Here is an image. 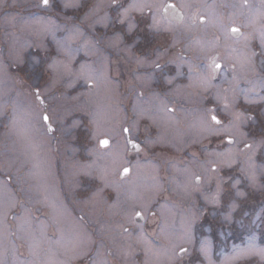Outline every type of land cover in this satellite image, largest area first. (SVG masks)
<instances>
[{"label": "rangeland", "instance_id": "374dc122", "mask_svg": "<svg viewBox=\"0 0 264 264\" xmlns=\"http://www.w3.org/2000/svg\"><path fill=\"white\" fill-rule=\"evenodd\" d=\"M176 1L185 17L180 24L163 13L168 0H127L125 7L153 5L151 11L131 12L138 23L132 44L109 39L122 27L108 0H79L80 10L46 8L41 0H0V12L6 10L0 13V264H79L80 259L85 264H171L172 246L184 243L180 237L194 213L195 243L184 244L190 250L185 264H264V191L252 189L244 178L252 153L240 151L242 143H228L235 131L233 112L264 110V77L248 70L252 53L262 47L264 0ZM154 20L157 31L148 29ZM231 25L242 29L239 37ZM142 48L150 59L136 54ZM34 56L41 64L33 63ZM157 58L163 68L155 71L151 61ZM259 60L257 55V66ZM218 62L222 68L215 74ZM141 66L154 74L141 85L151 89V98L132 105L136 91L131 92L127 111L123 81L130 92L129 84L140 81L134 70ZM165 77L174 78L172 85L164 83ZM159 81L167 88L163 95L155 92ZM37 88L48 108L36 99ZM207 88L218 90L222 103L194 108L202 103L199 91ZM169 101L189 103L188 109L174 105L172 110ZM46 113L54 132L42 119ZM213 114L220 125L211 120ZM74 122L79 127L69 135L65 129ZM126 123L145 150L169 148L178 156L200 148L205 161L188 155L184 165H172L163 161L169 158L162 152L139 156L126 144ZM260 130L259 121L239 126L244 134ZM103 139L108 146L100 145ZM253 159L264 163V151ZM125 166L132 170L121 177ZM160 169H166L164 177ZM228 177L241 180L248 195L238 201L230 223L211 225L201 212L207 206L211 218L217 208L206 205L204 197ZM168 180L192 201L202 193L203 206L180 211L167 198L158 201ZM139 211L145 221L137 220ZM203 240L206 255L198 251ZM95 243L97 253L91 249Z\"/></svg>", "mask_w": 264, "mask_h": 264}, {"label": "snow or ice", "instance_id": "6c2138e0", "mask_svg": "<svg viewBox=\"0 0 264 264\" xmlns=\"http://www.w3.org/2000/svg\"><path fill=\"white\" fill-rule=\"evenodd\" d=\"M43 6L46 8H52V7H60L62 5L63 9H73L77 10L81 7V3L79 0H76V2H73V0H41ZM127 0H108V6L112 8L116 12L115 16V22L121 25L122 31L116 32L113 34L112 37L109 39H115L119 41L120 43H124L126 40H131L132 44L136 43V40L133 39L134 34L136 30L138 29V23L136 22V19L131 15V12L133 10L143 12L144 8H148L149 11L152 10L153 5L148 3H142L139 5L131 4L128 7H125V3ZM246 2V0H245ZM168 7L175 8V5H169ZM93 10H90L89 13H85V18H87ZM167 11V8L165 9ZM98 22V21H97ZM108 24H105V27H107ZM159 28L158 22L154 20V22L151 25H148V29L152 31H157ZM233 32H239L240 30L238 28H233ZM73 39L72 36L68 37V40L70 41ZM59 43V42H58ZM261 51L259 54L256 52L252 53V58L250 59V63L248 65V70L252 72L260 73L262 77H264V35L261 37ZM131 47V45H129ZM62 50L67 49V41L64 42L61 45ZM259 55V66L255 63V58ZM33 63L36 65L41 64V59L34 56L33 57ZM152 66L156 70L162 69V65L157 60L151 61ZM216 69H219L221 67L220 64L214 65ZM49 68L52 67V65L48 66ZM233 70L236 69V65H232ZM71 69H68V75L71 76ZM174 81V78H167L165 77L164 83L168 86L172 85ZM69 87H72V84L69 83ZM36 99L43 103V98L40 94L39 89H36ZM248 109H245L244 112H233V121L235 131L233 132V135L228 137V143H242L243 147L240 149V151H247L249 153H252L248 157V166L246 169H243L244 172V178L247 179V182L249 186L252 189L259 188L261 191H264V163L257 164L255 163L253 157L256 155L257 151H264V110H262L257 115H246L245 113L248 112ZM43 121L47 123L49 121V116L47 114H44L42 117ZM211 120L214 121L217 125L221 124V121L218 119L216 115L211 116ZM249 121H259L261 124V130L259 133L249 132L247 134L241 133L239 131V126L243 125ZM48 130L52 131V126L49 123ZM79 125L77 123H73L68 128L65 129L67 134L71 135ZM128 128H123L124 133H129ZM251 137V138H250ZM100 145L102 146H108L109 140L103 139L99 141ZM126 144L131 145V148L134 150H140V144L136 142V140L132 138L126 139ZM235 161L232 160L230 163H234ZM211 170L213 172L218 170V166L216 164H213L211 166ZM124 173H128L129 169L124 168ZM202 177L197 175L195 176V180L197 182L201 181ZM226 185H230V187H227ZM248 193L241 190V180H233L232 177H228L227 180L221 179L215 187L214 192H212L210 195H206L204 197V200L206 202V205H212L217 208V212L215 214L211 215V218L209 219V223L211 225L219 224L221 227L224 225L230 223L233 220V213L240 207V204L238 201L240 198H246ZM223 207L226 209V211L221 212L219 209ZM205 218H208L207 215V209H205ZM136 216H141V212H136ZM155 215V213H153ZM197 219V215L194 213L192 215L191 221L188 222L187 227L184 229V234L180 239L184 243H177L172 246L171 253L169 255V261L171 264H185L186 258L190 256V250L188 247L184 246V244H194V239L192 235L193 225ZM127 231V229H125ZM207 240H203L200 242V248L198 249L199 253L207 254Z\"/></svg>", "mask_w": 264, "mask_h": 264}, {"label": "flooded vegetation", "instance_id": "af4514ba", "mask_svg": "<svg viewBox=\"0 0 264 264\" xmlns=\"http://www.w3.org/2000/svg\"><path fill=\"white\" fill-rule=\"evenodd\" d=\"M84 1V0H83ZM83 3V2H82ZM80 10V9H79ZM4 11H6V10H2L0 13H2V12H4ZM136 54L139 56V57H142L143 59H145L144 57H146V59H150V54H149V52H144V51H141V52H136ZM145 59V60H146ZM218 63H221V62H218ZM221 65V67H220V70H221V68H222V63L220 64ZM142 70H138V69H136V70H134V72H136L135 74H136V76L138 75L139 76V78H140V81H135V82H131L130 84H129V86L131 87V89H130V92H128L127 91V79L126 80H124L123 81V91H124V98H125V100H124V106H125V108H127V111H128V105L129 104H132V102L129 100V95H130V93L131 92H135L136 91V93H135V98H134V100H133V104L132 105H136V103H138V101H137V99L139 100V102L140 103H142V105L146 102V99H150L151 98V95H149L148 94V92H149V90H151V89H149V87L146 89V90H143V85H145V83L148 81V79H150L149 77H152L154 74H153V72H151V70H148V68L145 66V67H140ZM163 68V67H162ZM144 69V70H143ZM216 69V68H215ZM214 69V70H215ZM219 70V71H220ZM154 71V70H153ZM155 71H158V70H156L155 69ZM221 72V71H220ZM220 72H219V74H220ZM141 75L143 76L142 78H141ZM158 75V74H157ZM137 80V79H136ZM136 82H137V85H135L136 84ZM160 82L161 81H159V84H157V89H155V92H158V93H162V95L163 94H165V93H163V92H165V90H167V88L165 87V86H161L160 85ZM139 84V85H138ZM143 87H142V86ZM124 86H125V89H124ZM141 86V87H140ZM202 90V89H201ZM207 90H208V88H207ZM211 93L212 95H216V98H215V96L214 97H212V96H210L211 94H209V93ZM217 93H218V90H216V89H212V88H210L208 91H199V98H201V101H202V103H200V102H196L195 104H194V108H199L200 106H201V104L205 107V108H212V107H214V106H216V107H218L219 106V103H222L218 98H217ZM210 97L212 98V99H210ZM172 105H171V107H170V109H172V110H174L175 109V107H174V105L175 106H177V107H183V108H185V109H188V104L189 103H186V102H184V103H179V102H171V101H169ZM127 103H129V104H127ZM139 104V103H138ZM213 115H216V114H213ZM217 116V115H216ZM218 117V116H217ZM218 119L220 120V118L218 117ZM222 122V121H221ZM126 126H125V128H128L130 131H131V129H130V127H129V125L126 123L125 124ZM130 131H129V133H127V135L129 136V138H132L131 137V133H130ZM144 133H146V132H144ZM125 136H126V133H125ZM126 139H127V136H126ZM139 144H140V150H134V149H131V148H129V151H131V152H135V153H137V155H144L145 156V154L146 153H148V155H150V156H152L153 158L155 157V156H163V155H160L158 152H162V153H165L164 155L165 156H167L169 159H163V161L165 162V161H167V160H169L170 161V163H172V165H173V161H179L180 162V164L181 165H184L185 164V161H186V163H187V160H186V157L188 156V155H197V157L200 159V160H202V155L203 156H206L204 153H202V154H199L200 152H201V150H200V148L199 149H196V148H194V150H187V154L185 155V154H183L182 152H181V154H179L178 153V156H176L175 155V150H171V149H162V148H156V150H151V151H149V150H145V149H143V146H144V142L142 143V142H138ZM221 145H218V149L220 150V151H222L223 150V146L222 147H220ZM213 148H216V147H214L213 146ZM179 157V159L177 160V158ZM158 158H160V157H158ZM152 159V158H151ZM151 159H148V160H151ZM202 161H205V160H202ZM167 166H169L168 164H166ZM163 166L164 167H166L165 166V164H163ZM162 166V167H163ZM125 168H129L130 169V172H131V166H125ZM124 169V168H123ZM166 171V169L164 170H162V169H160V176H162V177H164L165 176V174H164V172ZM130 172H129V174H130ZM171 173H175L174 171H170ZM219 173H220V176H221V178L223 177V175L221 174V171H219ZM129 174L127 175V176H129ZM198 175V174H197ZM197 175H195V176H197ZM126 176V177H127ZM121 177H123V175H122V173H121ZM169 179V178H168ZM196 181V180H195ZM202 182V179H201V181H199V182H197L196 181V183H201ZM163 184H166V185H163L162 186V192H161V194H159V197H158V201H160V200H162V199H166L167 198V200L169 201V202H171L172 204H174V205H176V206H178V208H179V210L180 211H183V209H185V210H188V206H190V208L192 209V206L195 204V206H198L199 204L201 205V206H203V203L202 202H200L199 201V197H198V195L200 196V197H203L204 195L202 194V193H199V192H197L196 193V196H195V199H194V201H192V200H190V199H187V198H185L182 194H180L179 192H178V190H177V187H176V183H175V180H168V181H164L163 182ZM204 193V192H203ZM208 207L207 206H205L204 207V209H207ZM179 211V213H181ZM140 212V211H139ZM152 213V215H153V213H155V215H153L154 217H155V219L157 220V218H160V216H159V213H157L156 211H152L151 212ZM201 214H202V218L201 219H203L204 218V216H205V212H204V214L201 212ZM143 215V214H142ZM144 216V215H143ZM151 214H149V216H148V220L149 221H151L150 219H151ZM209 218V217H208ZM144 221H145V217H144ZM159 226H160V223H158V226L156 227V229H158L159 228ZM155 229V230H156ZM95 235L97 234V233H94ZM97 249H96V248ZM98 248H99V246L95 243V244H93L92 245V252L94 251V252H98ZM109 252H111V250H107V253H109ZM90 254H92V253H90ZM90 254H89V256H90ZM79 264H85L86 263V260H84V259H80L79 261H77ZM110 262V263H109ZM109 264H111L112 262L109 260ZM116 264V263H115Z\"/></svg>", "mask_w": 264, "mask_h": 264}, {"label": "water", "instance_id": "95a60500", "mask_svg": "<svg viewBox=\"0 0 264 264\" xmlns=\"http://www.w3.org/2000/svg\"><path fill=\"white\" fill-rule=\"evenodd\" d=\"M169 5H175V8H171V7H168ZM167 8V11H165V13L167 14V15H169L170 17H172L175 21H177V22H181L182 20H183V14H182V12H181V10L178 8V6H176V4L175 3H173V2H169L167 5H166V7H165V9ZM233 28H238V27H233ZM232 28V29H233ZM239 30H240V28H238ZM233 32V31H232ZM233 34L235 35V36H238L239 34H240V31L239 32H233ZM50 123V121H48L47 122V125ZM54 130V128L52 127V131ZM51 131V132H52ZM130 148H131V145H130ZM132 149V148H131ZM129 169V168H128ZM129 172H130V169H129ZM129 172L128 173H122V175L123 176H126V175H128L129 174ZM137 220L139 221V222H142V220H143V218H142V215L141 216H137Z\"/></svg>", "mask_w": 264, "mask_h": 264}, {"label": "bare ground", "instance_id": "6f19581e", "mask_svg": "<svg viewBox=\"0 0 264 264\" xmlns=\"http://www.w3.org/2000/svg\"><path fill=\"white\" fill-rule=\"evenodd\" d=\"M159 116H160L161 118H163V119H167V118H168V117H167L166 115H164V114H160ZM152 252H153L154 255H157L156 250H152Z\"/></svg>", "mask_w": 264, "mask_h": 264}, {"label": "trees", "instance_id": "16d2710c", "mask_svg": "<svg viewBox=\"0 0 264 264\" xmlns=\"http://www.w3.org/2000/svg\"><path fill=\"white\" fill-rule=\"evenodd\" d=\"M57 90H55V92H56Z\"/></svg>", "mask_w": 264, "mask_h": 264}]
</instances>
